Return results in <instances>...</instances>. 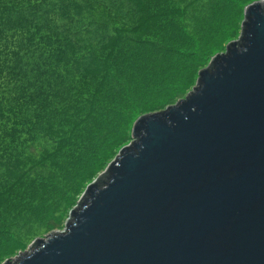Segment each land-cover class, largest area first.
I'll return each mask as SVG.
<instances>
[{
    "label": "trees",
    "instance_id": "trees-1",
    "mask_svg": "<svg viewBox=\"0 0 264 264\" xmlns=\"http://www.w3.org/2000/svg\"><path fill=\"white\" fill-rule=\"evenodd\" d=\"M255 1L0 0V264L73 221L137 119L241 48Z\"/></svg>",
    "mask_w": 264,
    "mask_h": 264
},
{
    "label": "water",
    "instance_id": "water-1",
    "mask_svg": "<svg viewBox=\"0 0 264 264\" xmlns=\"http://www.w3.org/2000/svg\"><path fill=\"white\" fill-rule=\"evenodd\" d=\"M246 14L241 48L137 119L67 230L5 264H264V0Z\"/></svg>",
    "mask_w": 264,
    "mask_h": 264
},
{
    "label": "rangeland",
    "instance_id": "rangeland-1",
    "mask_svg": "<svg viewBox=\"0 0 264 264\" xmlns=\"http://www.w3.org/2000/svg\"><path fill=\"white\" fill-rule=\"evenodd\" d=\"M237 37H238V36H237ZM232 40H233V39H230V40L228 41V43L231 42ZM228 43H227V44H228ZM227 52H228V49H227L226 51H224V53H227ZM197 84H198V83H197ZM197 84H196L195 86H197ZM195 86H194V87H195ZM194 87H193V88H194ZM191 91H192V90H191ZM191 91H190V92H191ZM190 92H189V93H190ZM187 96H188V95H185V97H187ZM185 97H184V98H185ZM184 98H183V99H184ZM115 158H116V157H115ZM115 158H114V159H115ZM69 218H70V217H68V218L65 219V221H64V225H63V226H61V227H60V226L57 227L56 229H54V230H52L51 232H49L48 235L55 234V233H57V232H63V231L66 229V226H67V224H68ZM29 247H30V246H29ZM22 251H24V250H22ZM22 251H21V252H22ZM21 252H19V253H21ZM19 253H18V254H19ZM18 254H17V255H18ZM14 257H15V256H14ZM14 257H13V258H14ZM11 259H12V258H11ZM11 259H10V260H11ZM8 261H9V260H8ZM8 261H7V262H8ZM3 264H5V262H4Z\"/></svg>",
    "mask_w": 264,
    "mask_h": 264
}]
</instances>
